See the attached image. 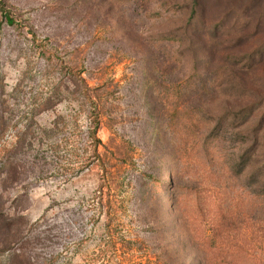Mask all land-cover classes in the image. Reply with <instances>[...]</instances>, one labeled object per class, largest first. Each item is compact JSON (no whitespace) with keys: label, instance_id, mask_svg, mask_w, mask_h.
<instances>
[{"label":"rangeland","instance_id":"1","mask_svg":"<svg viewBox=\"0 0 264 264\" xmlns=\"http://www.w3.org/2000/svg\"><path fill=\"white\" fill-rule=\"evenodd\" d=\"M1 1L0 264H264V0Z\"/></svg>","mask_w":264,"mask_h":264},{"label":"trees","instance_id":"2","mask_svg":"<svg viewBox=\"0 0 264 264\" xmlns=\"http://www.w3.org/2000/svg\"><path fill=\"white\" fill-rule=\"evenodd\" d=\"M191 5H192V9L195 7V5H196V2H197V0H191ZM0 11L3 13V15L5 16V18H6V21L8 22V23H13L14 22V19H13V16H11L10 15V13L5 9V6H4V3L0 0ZM195 11V10H194ZM240 15L241 14H237V15H235V17L238 19V20H241L242 21V19H240ZM260 50H264V44H262L261 46H260V48L257 50L258 52L260 51ZM243 63H246V64H248L249 65V63H250V59H247L246 58V62H243ZM79 78V82H80V84L82 85V87L84 88V95L85 96H87V94H86V90H87V87L83 84V78H81L80 76L78 77ZM236 115H240V113L239 114H236ZM264 116V115H263ZM263 116H261L260 115V117H262L263 118ZM95 121V120H94ZM96 126H97V122L95 121V127L93 128V130L91 131V136H92V138L96 141V142H98L99 140H97V138L95 137V135H94V132H95V128H96ZM261 155H262V157L260 158V159H263L262 160V163L261 164H256V169H255V171H253L252 173H250V177H249V179H251V181L254 183V184H256L257 185V187H260V189H256V190H261L262 189V191H264V154H262L261 153ZM245 158H247V157H244L243 155H240V157H239V160L236 162V167L237 168H240L241 169V167H242V162L244 163L245 162ZM245 159V160H244ZM249 159V158H248ZM241 160H242V162H241ZM247 165H249V164H246V166ZM260 193V192H259ZM258 193V194H259Z\"/></svg>","mask_w":264,"mask_h":264}]
</instances>
